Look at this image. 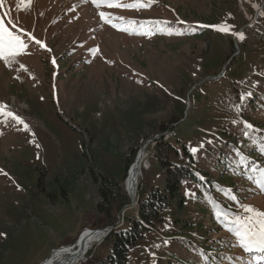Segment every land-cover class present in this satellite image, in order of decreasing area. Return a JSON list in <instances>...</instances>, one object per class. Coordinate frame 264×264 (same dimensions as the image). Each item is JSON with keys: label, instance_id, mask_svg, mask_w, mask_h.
<instances>
[{"label": "rangeland", "instance_id": "rangeland-1", "mask_svg": "<svg viewBox=\"0 0 264 264\" xmlns=\"http://www.w3.org/2000/svg\"><path fill=\"white\" fill-rule=\"evenodd\" d=\"M141 2L147 6L4 0L0 7L5 26L28 45L10 64L0 59V105L29 126L0 115V264H40L84 227H105L96 179L123 183L132 152L170 127L171 146L159 140L157 151L147 148L151 169L139 196L166 191L170 169L182 167L184 200L167 194L125 264H242L240 257L264 255L245 253L226 223L241 202L264 210L262 176L251 170L264 166V131L243 126L264 130L263 13L255 22L264 0ZM113 247L105 239L84 264L107 261Z\"/></svg>", "mask_w": 264, "mask_h": 264}, {"label": "snow or ice", "instance_id": "snow-or-ice-1", "mask_svg": "<svg viewBox=\"0 0 264 264\" xmlns=\"http://www.w3.org/2000/svg\"><path fill=\"white\" fill-rule=\"evenodd\" d=\"M31 2L32 0H20V3L25 6L30 5ZM92 2L97 7L107 5L109 7H124L127 9H136L138 7L147 6L144 5L141 0H136V2L128 4H123L122 0H92ZM149 2H151V0H149ZM3 4L4 0H0V7H2ZM99 15L102 19H105L106 21H111L112 19L111 17L107 16L104 12H100ZM154 23L163 24L164 22L159 21ZM113 26L116 27L115 24H113ZM213 27L223 33H228L231 31V28L226 25H216ZM121 30L126 31L127 29L125 28ZM142 34L146 35L148 33ZM234 35H238L241 40L245 39V34L243 32L234 33ZM31 38L35 40L34 37ZM35 43L40 45L42 42L40 40H35ZM43 46L47 48L46 45ZM27 47L28 45L26 44L22 36L16 34L14 31L6 27L4 22V16H0V59H5L6 62L10 64L11 58L20 55L21 50L26 49ZM47 50L51 51V49ZM52 63L54 65L56 64L55 58L52 59ZM3 107V105H0V115H6L8 117H11L18 124L23 125L25 129H28L29 126L21 117L15 115L12 112H3ZM243 126L246 129H250L252 131H264L256 129V127L248 121H243ZM245 135L247 136L249 135V133L245 132ZM193 151L195 152L197 150L193 149ZM241 155L245 161L248 160V157L243 156V154ZM251 170L254 172H260L262 179L260 181H257V183L262 188V190H264V166H260L258 164L253 163L251 166ZM0 172H3V170L0 169ZM4 174L7 175V173ZM240 210V212L233 213L226 219V223L231 225L229 230L234 234L237 241V246L242 248L245 253L256 252L264 254V210L256 209L253 205L244 204L242 202L240 203ZM221 216L223 218L225 214L221 213ZM238 259L242 261L243 257H240ZM253 260L255 261V264H261V262H264V255H261L258 259L255 257L251 258L249 264H252Z\"/></svg>", "mask_w": 264, "mask_h": 264}, {"label": "trees", "instance_id": "trees-1", "mask_svg": "<svg viewBox=\"0 0 264 264\" xmlns=\"http://www.w3.org/2000/svg\"><path fill=\"white\" fill-rule=\"evenodd\" d=\"M262 41V40H261ZM264 47V41L261 42ZM258 99V96L255 97ZM264 108V102L261 103ZM170 145V143H167ZM172 149V148H171ZM134 150L128 157L127 171L135 161ZM164 162L163 158L161 157ZM184 168L175 167L170 169V176L168 178L167 190L154 189L149 195L147 201L140 202L137 209V216L127 219V228L114 231L109 239H113L114 247L110 253L107 261L100 264H125L128 257V252L136 241L142 237L144 230H151L154 228L153 220L160 217L162 208L167 205V194L172 198H178L179 203L184 200L181 194V178H184L187 173ZM192 179L195 177L191 176ZM99 192L98 211L106 221V226L112 225L117 221V213H119L125 206L129 204V198L124 191L120 182L113 179H105L99 177L96 179ZM90 261V260H89ZM88 261V262H89Z\"/></svg>", "mask_w": 264, "mask_h": 264}, {"label": "bare ground", "instance_id": "bare-ground-1", "mask_svg": "<svg viewBox=\"0 0 264 264\" xmlns=\"http://www.w3.org/2000/svg\"><path fill=\"white\" fill-rule=\"evenodd\" d=\"M138 156H140L138 158V163L135 162L131 166V169H129L128 180L125 186L131 196H135V203L138 199L140 180L143 174V169H145L143 164L145 165L144 159H146V155L143 152H140ZM148 165L149 164H146L147 167ZM104 239H106L105 231L99 230L93 233L90 230H86L82 238L77 241V247L75 249L70 246L64 247L58 250L45 264H81L87 260V256L94 246Z\"/></svg>", "mask_w": 264, "mask_h": 264}, {"label": "water", "instance_id": "water-1", "mask_svg": "<svg viewBox=\"0 0 264 264\" xmlns=\"http://www.w3.org/2000/svg\"><path fill=\"white\" fill-rule=\"evenodd\" d=\"M142 150H143V149H142ZM138 161H139V160L137 159V160H136V163H138ZM128 196H129V198H130V200H131V205H132V204L134 203V197H135V196L132 197L130 193H128ZM115 228H116V224H115V225H112L111 227H107V228H105L104 231L108 233V232H111V231H112L113 229H115ZM67 261H68V260H67ZM64 263H65V262H64Z\"/></svg>", "mask_w": 264, "mask_h": 264}, {"label": "built area", "instance_id": "built-area-1", "mask_svg": "<svg viewBox=\"0 0 264 264\" xmlns=\"http://www.w3.org/2000/svg\"><path fill=\"white\" fill-rule=\"evenodd\" d=\"M172 135H175V134H174V133L167 134V135H166V138L168 139V138H170Z\"/></svg>", "mask_w": 264, "mask_h": 264}, {"label": "crops", "instance_id": "crops-1", "mask_svg": "<svg viewBox=\"0 0 264 264\" xmlns=\"http://www.w3.org/2000/svg\"><path fill=\"white\" fill-rule=\"evenodd\" d=\"M75 241H76V240H75ZM72 243H74V242H71V243H69V244H72ZM46 259H47V258H45L44 261H45ZM42 262H43V261H42Z\"/></svg>", "mask_w": 264, "mask_h": 264}]
</instances>
